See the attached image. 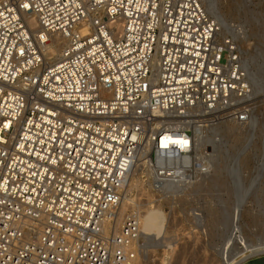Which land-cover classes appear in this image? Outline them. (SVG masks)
Here are the masks:
<instances>
[{
	"label": "built area",
	"instance_id": "built-area-1",
	"mask_svg": "<svg viewBox=\"0 0 264 264\" xmlns=\"http://www.w3.org/2000/svg\"><path fill=\"white\" fill-rule=\"evenodd\" d=\"M216 32L202 0H0V264H135L136 210L119 216L134 165L176 189L193 158L161 140L237 115L246 76Z\"/></svg>",
	"mask_w": 264,
	"mask_h": 264
},
{
	"label": "rangeland",
	"instance_id": "rangeland-1",
	"mask_svg": "<svg viewBox=\"0 0 264 264\" xmlns=\"http://www.w3.org/2000/svg\"><path fill=\"white\" fill-rule=\"evenodd\" d=\"M202 1L221 25L219 37L233 41L253 94L231 103L237 115L230 119L238 124L233 130L227 129L229 118L216 121L213 130L206 125L205 134L211 132L212 139L202 147L206 153L214 147L220 155L213 171L222 181L215 180V187L206 182L204 191L178 192L179 199L164 201L149 190L138 196L142 201L150 198L148 231L139 256L141 264H264V255L249 253L253 246L264 247V0ZM242 109L247 119L240 123L236 117ZM160 228L172 238V251L165 252L161 240L157 244Z\"/></svg>",
	"mask_w": 264,
	"mask_h": 264
},
{
	"label": "bare ground",
	"instance_id": "bare-ground-1",
	"mask_svg": "<svg viewBox=\"0 0 264 264\" xmlns=\"http://www.w3.org/2000/svg\"><path fill=\"white\" fill-rule=\"evenodd\" d=\"M19 1H25V0H19ZM23 16H24V20H25L26 24L33 30V34H36L38 32V22H37L36 18L32 14H30L29 12L24 13ZM211 18L215 22V24L217 25V32H216V38H215L216 42L224 43V41L226 40L227 37H222V38L219 37V36H221L220 35V33H221V25H220V23H218L213 17H211ZM113 25H117L118 28L120 27L118 22H114ZM81 32L85 33L86 32V28L82 29ZM229 41L232 43V45H234L232 40H229ZM44 42H45L44 53H45V56L47 57V59L48 58H54L55 56H58V53H59L61 47L66 43L65 39L63 37L59 36L58 34L46 35V38H44ZM227 57H229V58L231 57V52H229ZM154 62H156V58L155 57H154ZM241 71H243V75L246 76L245 81L247 80L246 81L247 85H246V87L244 89H241V90L237 89L236 91H232V96H231L232 97L231 98L232 101H231V103L235 102V101H237L239 103L240 100H242L244 98H247V97H251V95L253 94V89H252V87L250 85V82L248 81L247 75L245 74V70L243 69L242 65H241ZM239 91H241V92H239ZM241 102H243V101H241ZM234 106H236V105H234ZM199 112L201 114H203V112L205 113L204 110H198L197 113H199ZM241 113H243V112L242 111L239 112V114H241ZM239 114H238V116H239ZM236 118L239 119V117H236ZM232 119H230V122H231ZM233 120H235V118ZM203 122L204 121H201V123H199L198 121H196V123H193V124L189 125V128L191 127L192 131H193L192 139L191 138L190 139H187V138L180 139V138H176V137H171L170 136L168 138L162 139L161 142L159 143L161 148H166L167 144L169 143L167 140H169L174 145L178 144L180 146V148L184 152H188V154L184 155L185 156L184 159L193 158L194 174L196 172L198 173V171H199V172H201L202 177L204 176L203 178H201V175L199 176V174H198V176L202 179L200 182H199L200 178L198 179L197 175H195L194 178H193V176H194L193 175L191 177V179L187 178L186 176H184L182 178V182L179 184V186L176 189L170 190L168 192H164V191L158 192V191L150 190L149 188L145 189L146 187L141 182V179H140V176H139L140 175L139 166H137L136 164L134 165L133 170L129 173L128 178H127V184H126V186H125V188L123 190V193H122L123 197H122V201L120 203L119 216H122L127 210L135 209L136 213H137V222H138L139 233L143 237L145 236V232L148 231V225L149 224H148L147 215H149L148 214V206L150 205V198L147 197V199L144 200V201H142V199L141 200L139 199L138 196L142 195L143 192H146V190H149L152 193L153 192L156 193V195L158 196V199L159 198H163V200L166 201V199H164L165 197H168V199L171 196L176 197L175 195H178V192H182L183 191L182 194H186V192L188 193L190 190H192L191 192H194V191L199 190L200 188H202L200 190L204 191L206 189V187L205 186L202 187V186L205 185V183L208 182V181L211 182V185L213 187H215L214 186L215 185V182H214L215 180L222 181V180H220V175H218V176L215 175L217 172L213 171V170H215L214 168H216L215 166H216L217 162L221 161L220 160V155L217 153L216 150H214L215 149L214 147L211 148L212 150H211L210 153H206L204 151V148L202 147L204 145V143H207V142H209L212 139L211 138V136H212L211 132L208 135L205 134L206 133L205 129H207V132H208V127H206V125ZM240 123H242V121ZM212 125H213V123L207 124V126H209V127H211ZM215 125H216V122H215ZM239 125H241V124H239ZM236 126H238V124L235 123V121H233V122H231L230 125H228L229 128L227 127V129H230V130L232 129L233 130V128H236ZM212 128H213V126L211 127V129ZM239 130H241V129H239ZM219 143L222 144L221 142H219ZM214 145H215V143H213V146ZM215 147H216V149H217V147L219 148V146H217V145ZM222 148H220V149H222ZM141 153H142V151H141ZM208 170H212L213 173L212 174L206 173V172H209ZM204 178H206V179H204ZM192 179H194V182H193ZM191 184H192V186L194 185L192 187L193 189H191V187H190ZM188 186L190 187V189H188ZM133 191H135V193H133ZM177 199H179V198H177ZM117 224H119V223H117ZM156 238H157L156 239L157 244L161 240L163 246H165V249H164L165 252H167L168 250H171V251L173 250L171 248V245H172L171 241L172 240L170 241V239H172V238L169 237L170 238L169 239L168 237H166V230H164L162 228L158 229L157 233H156ZM245 250H248V249H245ZM249 253L253 254L255 256L264 255V247L253 246L251 248V250H249ZM139 255L135 258V264H141V260H140L141 256H139ZM233 263H235V262H232L231 264H233ZM226 264H229V263L226 262Z\"/></svg>",
	"mask_w": 264,
	"mask_h": 264
}]
</instances>
